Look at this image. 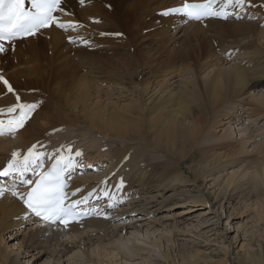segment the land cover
<instances>
[{"label": "bare ground", "instance_id": "1", "mask_svg": "<svg viewBox=\"0 0 264 264\" xmlns=\"http://www.w3.org/2000/svg\"><path fill=\"white\" fill-rule=\"evenodd\" d=\"M86 2V7L82 8L80 0H64L58 15L75 22L74 25H76L77 30H81L83 34L86 30H90L89 25H94L91 24L94 23V19H106V25L104 28L101 26V31L107 35L118 37L123 42H125L123 37L127 38L131 35L142 34L144 29L140 28L139 25L148 18L156 17L159 12L166 9L179 7L180 4L177 0H85ZM254 3H256L255 0H246L244 6L239 7L229 5L227 0H214L213 10L221 12V15L206 17L199 21H186L181 14H175L171 16L172 18L164 16L172 22H174L173 17H178V22H175L177 24L173 27L176 30L173 39L176 40L179 37L177 33L181 32L180 35H183L182 42L187 48L183 47L180 50L185 53V56L191 57L193 60L194 58L195 60L199 57L203 58V62L195 63V66L197 64L199 68L207 69L214 66V68H211L212 73L209 71L210 74L206 70L208 75L204 77H197V72L195 74L189 71L186 65L180 68L170 55L168 56L169 60L160 58L155 63L148 62L140 67L143 62H139L137 59L143 58L142 46H138V49L136 47V51L134 48L132 52L125 46V48L123 47L126 51L125 55H118L116 58L100 57V62H105L99 63V66L94 58L89 61L85 59L83 61L82 59L84 64L80 65L79 55L73 51L75 49L72 50L70 45L65 47L63 44L64 32L51 26L39 30L34 36H28L24 40L14 42V46H10V49L5 48V51L0 53V75L4 76L15 89L12 94L4 93V88L0 84V109L15 104V94L17 93L21 94V103H38V106L30 114L25 126L15 133L17 134V143L0 142V170L13 152L20 151L31 144H35L36 150L34 151L42 155L39 148L50 140H55L54 137L50 138L52 135L48 136L49 131L54 128H66L67 126L75 129L83 128L86 134L91 136L99 135L103 138L121 142L122 146L115 150L112 148L113 151L110 155L106 154L105 151L103 154L102 148L99 149L103 144H100L97 140L90 146L94 147L95 145V151L93 149L84 151L78 157L74 153H70L72 168L79 163V159H83L81 162H84L85 165L79 163L84 167L83 172L88 170L89 162L104 165L101 163L106 161L103 156H110L108 161H113V166L109 169L108 177L96 178L91 175H84L74 180L69 188V192L74 190L77 191V194L88 191L93 192L88 201L95 195L102 197L101 209L114 202L121 201L125 197L129 198L128 205L120 208L121 211L116 216L121 220L127 219L129 221L132 219L131 216L137 215L135 221L149 220V222H155L156 220H153L151 216L160 212L159 210H170L173 206L182 204L195 206L198 203L206 202L207 195L199 187L198 194L183 190L186 185L198 183L196 178L199 175L204 178L207 176L213 177L215 188L212 191V198L214 200L218 197L229 200L235 198L234 194L236 193L243 196L244 190L249 186L259 185L260 181L263 184L264 179L262 176H259L260 181L256 177L253 180L249 179L250 181H243L238 179V176H235L234 173L230 174V178L225 182L226 185L218 183L220 173L228 167L240 164L238 168L248 169L254 167L256 171H259L257 166L264 163V138L255 139V145L251 151H248L246 147V140L252 137L258 120L264 118V96L254 94L250 95L249 99L246 97L247 93H251L264 85V28L254 23L222 22L226 20L223 18L230 10L228 7L237 8L235 14L238 18L234 20H245L241 17V14L247 12V15L250 13L260 15L262 20L256 21H258V24L263 22L262 6ZM79 20L84 24L89 23V25L82 26L81 23V25L79 24ZM210 22H213L212 27L225 28L227 32L233 35L235 32L239 35L251 34L247 40L251 44H256L253 47V52L250 51L248 52L250 54H244L249 48L237 49L238 47L232 48L231 46V49L229 48L225 53L227 54L226 57H220L219 59L213 57L216 55L209 51L211 50L209 44L210 47H206V49L208 48L206 51L209 52L198 57V54H195L192 50L199 49L203 51L202 46L192 43V37L196 35L198 37L199 33L204 35L205 30L200 25L209 24ZM191 24L194 25L191 26ZM83 27H86V29ZM39 34H44L45 37L41 39L38 37ZM255 36L260 39L257 43ZM86 37L93 40L91 35ZM127 41L130 43L129 39ZM119 45L125 44L119 43ZM248 47L251 50L252 46ZM69 48L72 51H69ZM77 50L79 51V48ZM164 52L166 50L156 52L158 53L157 57L163 56ZM127 53L129 55H126ZM134 53H136V58H133ZM83 54L87 53L83 51ZM235 54H244L246 58L241 63H228L231 62L232 56ZM177 55L180 54L177 53ZM146 56L144 57L146 58ZM87 61L90 64L88 67ZM123 61L129 62H125V66L121 64ZM224 61L228 66H221ZM9 64L11 66H8ZM79 66L87 69L88 73L79 74ZM138 67L141 68V72H137ZM144 68L149 70L144 71ZM161 68H164L162 69L164 71L159 78L156 73ZM194 70L196 71V69ZM191 73L194 74V77L189 78L187 75ZM147 76H150V78L147 79ZM133 77L135 78L133 79ZM91 79H93L91 82L96 80L95 82L100 83L101 86L106 88V91L108 89L107 93L116 100H123L130 95V101L122 108L116 104L106 105L101 103H99L100 106L90 104V107L88 101L93 95L92 92H94L92 91L90 96ZM46 80L47 82H54L53 90L48 89V87L44 88L43 83ZM132 89L133 94L130 93ZM23 90H26V93ZM28 90L30 91L28 92ZM48 92L52 94L53 106L48 104L46 108L42 109L40 104L44 98L41 96ZM98 94L95 93L96 96ZM104 94L106 93L104 92ZM240 95H244L245 98L239 99ZM73 96L76 97L75 99H79L75 103H72L75 100H72ZM81 98L88 100L81 103V114H79V111H75L76 108L72 116L63 111V105L67 108L74 107L71 106V103L80 105ZM107 98L111 97L108 96ZM97 101L100 102L101 99ZM44 102L41 106L44 105ZM248 115L253 119H249L250 122H246L247 124L243 129L246 131L245 139L239 138L236 140V137H231L237 129L232 124L249 117ZM225 125L227 126L224 127ZM218 126H222L221 128L224 129L222 130L224 134L220 137H217V133H214ZM72 132L71 135H73ZM67 136L63 137L67 138ZM70 140L69 138V142ZM56 142L55 140V144ZM63 142L65 143L62 144ZM66 142L68 140L61 143L64 149L68 145ZM47 149H45V152L49 155L45 158L49 161L58 159L60 156L67 157V153L63 149H58V151H48ZM97 151L99 152L97 153ZM150 151L160 152L163 158L155 161V163L148 162L144 155ZM208 151H212L209 156ZM197 152L200 156L199 160L204 161L202 163L204 165L199 167L201 171L195 166L189 167L188 172L190 171L193 174V177H191L181 170V164L186 158L194 156ZM195 184L194 186H196ZM230 186L231 188L228 189ZM123 187L124 191L120 193ZM179 187L182 189L177 191ZM168 190L173 191L169 198L164 195ZM80 196L83 197L82 194ZM134 197H138V199ZM91 206H94V204L91 203ZM175 213L172 216L173 218L182 214L179 210ZM113 220V217L109 220L106 217L90 218L73 224L68 230H65L59 226L46 225L30 218L14 196L3 192V195H0V264H21L20 254L13 253L11 249L7 250L5 240L12 235L9 234L6 239L5 235L8 230L18 225L21 226L22 223L30 225L23 228L26 232L22 237L23 240L21 239L22 242L17 246V251L21 252L23 250L24 253H28L31 248L36 249V251L37 248H40V255H46L59 264L60 261L67 260L70 249L76 246L79 250L76 256H80L82 260H87L91 264H101L102 260L99 257L95 258L97 255L91 246L95 244L96 246L103 245L105 241H109L113 236L124 233L126 229L130 228L128 223L125 225L121 223L110 228L109 223ZM21 221L22 223H20ZM171 230L170 233L175 236L177 232L175 226ZM69 231L76 232L75 236L79 237L78 241L69 240L70 236H67ZM63 237H67V240L62 239ZM146 245V242L142 244L141 241V243H137L136 247L145 249ZM87 246L92 248L93 253L89 251ZM94 249L96 250L95 247ZM91 254L96 256H90ZM164 259L173 263L167 249L164 252ZM190 264L193 263L190 262Z\"/></svg>", "mask_w": 264, "mask_h": 264}, {"label": "rangeland", "instance_id": "2", "mask_svg": "<svg viewBox=\"0 0 264 264\" xmlns=\"http://www.w3.org/2000/svg\"><path fill=\"white\" fill-rule=\"evenodd\" d=\"M255 2L256 3L254 4H258L262 6L261 11L264 13V1L255 0ZM81 7L84 8L86 6L82 5ZM255 16L257 15L256 14L253 16L251 15V16H248L247 19L245 20H238V21L234 19H226L222 22L223 23H231V22L233 23H237V22L254 23L258 25L259 27L264 28V26H260V23L258 24V21H256V20H260V16L257 18ZM169 18H172V17L169 16ZM169 18L160 17L159 15L153 18H148L146 21H144L143 23L139 25L140 28L144 29V32L142 34L131 35L130 37H127V38L123 37L126 43L123 41H120L121 39H112V38H106V37L99 38L98 34L102 32L101 26H103L104 28L106 25L105 18H103L105 20L98 19L96 22L91 23L94 25H89V23L84 24L82 21L79 20V24L81 23L82 26L89 25L88 27L90 28V30L88 31L86 30L84 35L85 36L91 35L93 37V40H91L93 43H92V46L90 47H80V46L72 47L71 46L70 48H72V50L74 48L75 50L73 51H75L77 55H79L80 65L82 63L84 64L83 62L84 59L89 61L91 58H94V61H96L99 66L102 62H105V61L100 62V57L101 58H105V57L116 58L118 57V55L119 56L125 55V52H126L124 50L125 46L127 47V49L129 48L131 52L133 51L134 48H135L134 50L136 51L138 49V46L140 47L142 46L143 58L137 59L139 60V62H143L140 65V67L143 64L148 63V62L155 63V61L157 62V60L160 58L169 60L168 56L170 55L172 59H174V61L177 62L180 68L181 66L183 67L186 65L189 71H192L195 74L197 72V77H204L208 75V73L210 72L212 73L211 68H214V66L208 67L210 70L208 68L207 69L199 68L197 64L195 66V63H201L204 61V59L200 58L199 55L205 54L206 52L210 51L212 52L213 55H216L213 57H217L219 59L220 57L224 58L227 55L225 53L229 50V48L231 49V46L232 48L238 47L237 49L244 48V47L249 48V50L247 52L245 51L244 54H250L248 52L252 51L254 45H256L254 43L251 44L247 40V38H249L251 34H245V35L240 34L239 35V33L237 34V32H235L233 35L232 33L227 32L225 28L218 29V28L212 27L213 22H210L209 24L200 25V27L201 28L203 27L204 29L203 28L202 29L205 30L204 35L199 33L198 37L197 35L192 37L193 39L192 43H197L201 45L202 50H203L201 51L199 49H193L192 51H194L195 54L197 53L199 57L196 60L195 58L193 60L191 57H186L185 53L180 50V48L182 49L183 47L187 48L184 46V43L182 42L183 35L182 36L180 35L181 32L177 33V36L179 37L176 40L173 39L174 35L176 34V30L172 31L171 25H173L172 27H174V25H176L177 23L172 22V20H170ZM158 19L160 20V22L157 21ZM84 20H85V16H84ZM193 25L194 24H191V26ZM83 28L86 29V27H83ZM94 29H95V33H94ZM63 36H64L63 44L65 45V47H68V44L65 41V38L67 36L66 34H63ZM38 37L43 39L45 35L39 34ZM204 38H207V39H204ZM127 39H129L130 43H128ZM255 40H256V43L257 41H260L259 37H256V36H255ZM119 43H122L125 45L121 46L119 45ZM209 44L211 46V50L206 51L208 49V48L206 49V47H210ZM250 45L252 46L251 50H250V47H248ZM11 46H14V45L12 44ZM152 47L154 50L152 49ZM70 48L68 50L72 51ZM77 48H79V51L77 50ZM8 49H10V47ZM99 49L101 50L97 52L96 54L90 53V51L99 50ZM162 50H166V52H164V55L157 57L158 53ZM83 51L84 53L86 52L87 54H83ZM176 51L180 55H177ZM171 52H172V55H171ZM244 54H241V55L235 54L234 56H232L233 59L231 58L232 59L231 62L230 61L228 62V60H226V62L230 64L241 63L242 60L246 58ZM126 55H129V54L127 53ZM146 55L148 56L150 55V56L148 57ZM144 56H146V58ZM133 58H136V53L133 54ZM88 61H87V67L88 65H90L88 64ZM123 62L121 64H124L126 66L125 62H129V61H123ZM8 66H11V64H9ZM221 66L226 67L228 66V64L225 63L224 61V63L223 62L221 63ZM140 67L137 68L138 70L137 72H141ZM192 67L196 69V71ZM189 68L190 69L192 68V69L190 70ZM162 69L164 68H161V70L156 73L157 75H159V78L161 77L160 76L161 73H163L164 71V70L162 71ZM148 70H149L148 68H144V71H148ZM206 70L208 71V73ZM85 72H87V69H84L83 67L79 66V74L84 75ZM187 76L189 78L191 76L194 77V74L192 75L191 73V74H188ZM134 78L135 77H133V79ZM149 78L150 76H147V79ZM91 81H93V79H91L90 82ZM95 81L96 80H94V82H91L93 87L91 86L89 94L91 96L93 93L94 96L92 95L89 101L86 98H81L79 101L80 105L79 104L73 105L72 103H75L79 100L78 98H77L78 100L75 99L76 97L73 96L72 100L75 99L76 101L75 100L72 101L71 106H74V107L67 108V106L63 105V111H65L69 116H72L75 113L74 110L76 108L75 111L76 112L79 111V114H81L82 113L81 103H84L85 101L89 102V106L90 104H93L92 106H96V105H99V103H101V104H106V105L116 104L120 108H122L123 106H126V104L130 101L129 100L131 97L130 95H128L127 98L125 97L123 100L122 99L116 100V98H114L113 96L109 95V93H107L108 89L106 91L105 87L101 86L100 83H97ZM53 83L54 82L52 81L47 82L46 80V82L43 83L44 88L46 89L48 87V89L53 90V87H54ZM98 89L103 93H101L100 91H97ZM29 91L30 90H28V92ZM23 92L26 93V90H23ZM104 92L106 94H104ZM95 93L96 94L100 93L101 95L98 94L96 96ZM130 93L133 94V89L132 91H130ZM254 94L256 96H264V85L257 88L255 91H252L251 93H247L246 97H248L249 99L250 98L249 96L254 95ZM43 95L41 97L44 99L40 104V108L42 109L46 108L48 104H52L51 100L53 99L52 94L49 92ZM107 95L111 98H107L108 97ZM94 98L96 99L94 100ZM244 98H245L244 95H240L239 97V99H244ZM97 100H99L100 102H98ZM43 102L45 106L44 105L41 106ZM51 106H53V104ZM251 119L253 118L251 117L250 120ZM247 120L248 118L245 117L244 121H247ZM258 123H257L258 125L257 128L261 130L260 134L258 133L257 130L255 131L253 130L254 133H252V137L249 140H246V147L248 151H251L254 148L255 139L264 138V118L261 119L260 121L258 120ZM233 125H235L236 127ZM226 126L227 125H225L224 127ZM232 126L237 129H236V132H234L235 130L234 131L232 130L234 132V135H231V137L233 138L236 137V140L239 138L245 139L246 131L243 130L245 128L244 122L243 124H239V125L232 124ZM221 127L222 126L220 127L218 126L214 131L215 134L217 133V137L218 136L220 137L224 134L222 131L224 129H222ZM64 128L63 127L58 128L57 129L58 131H56L57 133L55 135H52L50 138L54 137L55 140L57 141L56 144H59V143L61 144L62 141L64 140H68V142H66L67 144L74 142L75 146L77 144V146L79 145V148L81 147L83 149V151H79L81 153L87 150H91V149L95 151L96 146L95 145L94 147H90V146H92L94 144V141L96 142V140L100 144L101 143L103 144V146L99 148V149L102 148L101 150H103L102 151L103 154L106 152V154L110 155V153L112 154L113 150L122 146L120 144L121 142H118V141H114L108 138H103L102 136H99V135H94V136L88 135L86 134V131L83 128L75 129V128L67 127V126L65 129ZM237 130H240V131H237ZM70 131L71 132L73 131L72 132L73 135L70 134L71 133ZM255 135H258V136L255 137ZM48 136L50 135L48 134ZM63 136H67V138ZM68 137L71 139L70 142H69ZM55 140H50L47 144H55ZM0 142L15 144L17 143V134L15 135V138L13 139H8V138L3 139V140L0 139ZM64 143L65 142H63L62 144ZM44 146L45 145H43L42 147ZM42 147L39 148L40 150L37 148V150L44 151L45 153V149L47 148L45 147L42 148ZM63 149H64V146H63ZM93 150L92 152H94ZM55 151H58V150H55ZM75 151L77 152V149L76 150L73 149L72 153L75 154ZM98 152L99 151H97V153ZM145 154L146 155H144V157L148 162L155 163V161L159 159L161 160L163 158L160 152L150 151ZM195 154L194 156L186 158L181 164V170L184 173H187L191 177H193V174H191L190 171L188 172L189 167L195 166L196 168H199L202 165H204L202 164L204 161L199 160L200 159L199 153L197 152V154L196 155ZM207 154L209 156V154H212V151L211 152L208 151ZM69 156H70V153H69ZM104 157L106 158L105 163L107 164H105L104 162H101V163L104 164L103 165L104 168H107L106 172L102 170V172H105V174L102 175L101 173H98V172L94 174H90L89 171L87 170L86 172H83L84 174L82 176L91 175L96 178L108 177L109 176L108 172H109V169H111L113 166V161H108L110 156L108 157L103 156V158ZM238 165L240 166V164H237L234 167H228L225 170H223L220 173V176L218 178L219 179L218 183H220L221 185L225 184V182H227L226 180L230 178V174L232 173H234L235 176H238L237 177L238 179L243 180V181H248L249 179L253 180L255 179V177L259 179L260 181L259 176H262V178L264 179V163H261L257 166L259 171L258 170L256 171L254 167H251L248 169H243L242 167L238 168ZM199 171H201V168H199ZM201 177L199 175L196 178L198 179L197 180L198 183L196 184L194 183L196 186H194V184L186 185L183 187V190L188 191L192 194H198L201 189V191L206 193L207 195L206 202L198 203L195 206H189V205L182 204V205L173 206L170 210H159L160 212L151 216L153 220H156L155 222H149V220L148 221H140V220L135 221L137 219V215L131 216L132 219L129 221L127 219L121 220V218H119L114 223L112 222L109 223V227L113 228L115 226H118V224L122 223L123 225H125L126 223H128L130 225V228L126 229L124 233H118L117 235L113 236L112 239H110L109 241H105L103 245L96 246L95 244L91 246L97 256L95 254H91L90 256L95 255L96 257L95 256L94 257L96 259L99 257V259L103 261V262L101 261V264H190V262L193 264H264V183L262 184L261 183L262 181H260L259 185L249 186L248 188L244 190L243 196H240V194L236 193L234 194L235 198H232L229 200L223 197H218L216 200H214L212 198L213 197L212 191L215 188L213 177L211 176L209 177L207 176L205 178L202 177L203 180ZM230 188L231 186L228 189ZM181 189L182 188L179 187L177 188V191ZM172 193H173L172 190H168L167 192L164 193V195L165 197L169 198L171 197ZM126 206L127 205L124 204L123 207L121 208H124ZM178 210L180 213L182 212V214L178 217L173 218L172 216L175 215L176 214L175 212ZM20 223H22V221ZM29 225L30 224L28 223H22L21 226L18 225L7 231V234L5 235V239L7 238L9 234L12 235L10 236L12 238L9 237L7 240H5L7 247H8L7 250L9 251V249H11L13 250V253L16 252L20 254L19 258H20L21 264H48V263L54 264V262L55 264H58L55 260L53 261L52 259L48 258L46 255H40L39 253V251H41L40 248L39 249L37 248V251L36 249L31 248L30 250H28V253H24L23 250H21V252L19 250L17 251V246H19V244L22 242L23 240L22 237L24 233L26 232V230H24L23 228H27ZM174 226H175V229L177 230V232L176 230H174L176 232L175 236L172 233H170V231L172 232L171 228H173ZM67 233H68L67 236L68 237L70 236L69 238L70 241H73V240L78 241L79 237L75 236L76 232L73 233L69 231ZM62 239L67 240V237H63ZM141 241H142V244L143 242L144 243L146 242L147 245L145 249H138L136 247L137 243H141ZM91 247L87 246L89 251L93 253V250ZM94 247L96 248V250L94 249ZM166 249L168 250L171 256L173 263L166 261L164 259V252L166 251ZM78 253H79V250L77 249V247L76 246L72 247L67 255V260L60 261L59 264H91V262L87 260L85 261L82 260L80 256H76L78 255Z\"/></svg>", "mask_w": 264, "mask_h": 264}, {"label": "snow or ice", "instance_id": "3", "mask_svg": "<svg viewBox=\"0 0 264 264\" xmlns=\"http://www.w3.org/2000/svg\"><path fill=\"white\" fill-rule=\"evenodd\" d=\"M80 3L84 4L85 0H80ZM213 3L214 0H206L204 3L185 2L180 7L164 10L161 15L183 14L188 19L197 21L205 17L221 15V12L213 10ZM227 3L243 7L246 0H227ZM24 5L25 0H0V53L5 51V41H12L18 36H34L39 29L49 27L54 23L61 28L76 27L71 23L68 25L58 23L57 18L53 15L54 11L61 9L62 0H31L32 10H26ZM0 82L9 93L14 92L12 85L2 75H0ZM16 101L17 103L8 107L6 111L0 109V116H8L6 120L0 119V135H14L19 129H22L30 118V114L38 106L37 104L20 103L18 95ZM34 148L35 146H33ZM33 149H29L28 156L24 158L23 167L16 163L19 153H13L7 168L0 171V176H7L13 172L22 174L27 171L30 163L35 164L41 158V154L35 153ZM67 151L71 153L72 150L68 148ZM75 155L81 156L82 153L77 151ZM71 164L70 156H61L57 160V164L50 171L44 173L27 193L24 203L37 217L52 223H55L56 220L67 223L64 217L69 215L70 210L64 206L66 193H64L63 171ZM3 192L4 189H0V195H3ZM12 194L17 195L16 192ZM22 196L23 194H21Z\"/></svg>", "mask_w": 264, "mask_h": 264}]
</instances>
